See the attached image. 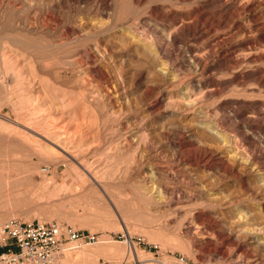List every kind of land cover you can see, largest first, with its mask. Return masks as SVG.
<instances>
[{"label":"rangeland","instance_id":"rangeland-1","mask_svg":"<svg viewBox=\"0 0 264 264\" xmlns=\"http://www.w3.org/2000/svg\"><path fill=\"white\" fill-rule=\"evenodd\" d=\"M87 1L89 5L95 1L101 3V0ZM247 1L252 0H240L238 6H242ZM42 2L46 3L44 0ZM109 2V5L101 4L102 14L109 15L108 19L103 18L105 24L110 27L117 22L118 27L121 25L120 28H123L132 25L134 19L135 25L131 26L133 27L131 30L133 33H138L137 35L140 34L142 39L146 38L145 42H149H146L148 46L145 44L136 47L129 44L130 35L119 36L114 28L108 29L105 35H91L94 32L90 30L89 37L75 41L72 39V43L69 42L60 48L63 50L53 47L44 50L34 58L37 61L34 63V59L25 58L22 51L33 52L32 49L37 48L38 43L53 39L56 35H53L54 32L49 31L50 35L48 33L45 35L42 32L33 33L20 28L17 29L14 38L15 44L5 42L11 50L7 51L5 57H8V64L7 59L4 60L0 53V164L1 160L5 162L7 169L3 170V173L8 172L9 176L4 175L0 178V220L11 217L23 220H56L68 223L76 229L98 234L99 242L66 250L59 264H64L62 261L65 255L66 257L77 255L80 248L94 252L105 243L113 246V255L96 252V257L92 256V259L78 263L140 264L138 259H152L154 262L158 260L164 264H255L254 260L247 261L241 258L240 250L234 245L224 243L216 248L211 245L214 249L209 250L195 240V235L188 230L186 220L189 216L187 217L186 213L190 210L202 209L217 214L216 206L212 208L211 205L203 204L205 202H202L203 194L200 188L196 190L186 182L181 184L175 172L173 177L164 180L175 186L177 190L193 192V196L189 194L182 197L188 202L182 211L177 212L174 209L176 200L173 199L168 203L149 202L144 190L137 183L139 174L150 165L148 162L156 159L155 153L159 152L162 157L159 156V159L164 161L173 157L171 140H180L185 135L187 138L195 136L201 140V143H208L212 140L209 131L201 135L193 134L194 130L199 131L200 125L211 119H219L224 114L229 115L233 108H242L251 102H257L264 109V87H258L255 78L257 73H264V41H259L263 32H252L254 35L251 38L244 37L246 40L259 41L253 49L256 53L254 54L256 61L252 63L247 61V50L242 48L246 40L238 35L234 37L233 48L237 50L236 53L240 52L242 55L240 64L216 74L222 82L220 92L200 95L193 86L195 81L193 72L184 64L188 63L187 51L194 37L191 31L192 23L190 24L189 21L204 0H141L139 2L110 0ZM53 3L54 7L48 10L51 17L56 19L51 20V17L33 19L32 22L36 20L34 22H37L38 28L56 26L55 28L61 31L65 23L68 25L72 22L78 9L75 7L80 8L83 5L80 2L79 4L78 0H54ZM254 5L252 4V7ZM243 6L246 9V6ZM244 8H241L242 12H236L232 20L243 24L246 30L253 14L264 10V0L255 11ZM81 9H85V5ZM172 13L177 16V21L167 19ZM24 14L25 12L22 16H25ZM165 14L168 15L167 18ZM174 27L175 31H173ZM171 30L176 35L165 38ZM86 38L89 39L85 41ZM92 39H97L108 48L104 61L99 64L98 75L102 77L96 76L97 74H87V69L76 71V62L80 58L78 51L84 45L82 40L86 44V42L91 43ZM210 41L209 38L202 41L200 52ZM64 50L66 52L68 50V53L72 52L68 54ZM108 55L112 56V60L106 59ZM74 56L77 58L75 59ZM215 60L217 61L218 58ZM159 65L170 72L160 73ZM253 70L258 72L246 78L243 86L238 84L240 78L234 75L250 74L254 72ZM172 74L178 75L174 81H171ZM105 83L117 85L116 88L121 91L123 97L122 103L118 105L115 102L118 98H108V92L105 93L100 86ZM201 109L204 114L200 113ZM111 110L116 112L113 113L114 111ZM123 124H127L125 126L129 131ZM228 128L234 129L233 123L229 122ZM124 131L127 132L124 134ZM130 132L132 135L129 134ZM260 132L264 135L263 128ZM260 132L257 130L252 134L259 136ZM128 134L134 137V141L130 142L126 139L129 137ZM191 134L193 136L189 137ZM68 152L75 154V157L69 156ZM231 164L234 165H232L234 172L237 171L238 176L235 172L234 177L231 175L222 177L221 183H228V191H231L232 196L235 194L240 196L239 192L243 191L244 194L240 192L241 197L242 195L244 197L242 202L247 201L251 206L256 205L263 194L259 191L256 195L259 188L256 186L258 180L254 175L255 172H249L247 168L239 169L234 161ZM45 165L50 167L48 174L40 170ZM72 166H76V169ZM77 171L82 172L85 178H81ZM183 171L186 172L185 170L181 172ZM241 171L244 172L240 174ZM7 181L9 185L6 184ZM243 184L249 186L255 194H251L253 192L249 189L244 190ZM217 188L212 187L214 190ZM259 195L262 197L260 198ZM229 217L231 218V214L226 212L222 221H229ZM261 219L256 218L254 222L264 220ZM259 224V226L264 225ZM204 225L210 226L207 221ZM248 225L246 223L241 227L228 224L224 232L230 229L228 232L233 236L237 233L242 234L241 246L245 245L249 248V253L251 255L253 253V257L262 261L259 264H264V251L254 242H250L251 234L247 229H250L251 225ZM261 232L259 231L256 237L263 236ZM101 240L107 242L101 243ZM70 244L74 245L73 242ZM133 247L140 253L138 258L133 254ZM220 247L225 251V256L218 253ZM155 264L160 263L155 262Z\"/></svg>","mask_w":264,"mask_h":264},{"label":"bare ground","instance_id":"bare-ground-1","mask_svg":"<svg viewBox=\"0 0 264 264\" xmlns=\"http://www.w3.org/2000/svg\"><path fill=\"white\" fill-rule=\"evenodd\" d=\"M15 1L14 0L13 1L12 0H0V53L4 58L6 57L7 51L11 50L9 45L5 44V42L9 41L10 43L15 44L16 42L14 38L16 36L17 29H20V28L25 29L28 32H33V33L42 32L43 34L46 35L47 33L49 34V31H52V33L54 32L53 35L56 34L53 37V39H48L49 42L43 41L41 43H38V47L32 49L33 52L22 51L23 54H25L26 56V57L24 56L25 58L31 57L33 59L36 56H39V54L46 49H50L52 47L55 49H60L62 46H65L69 42L72 43L73 42L72 39H74L75 41V39L79 40V39H84V37L86 36L89 37L91 31L94 32V34L92 33L91 35H97V34L105 35L108 29L110 28L112 29L114 28L115 30H117V33H118L117 35L119 36L123 37L124 35L125 36L130 35L128 36V39L130 38L129 44H133L136 47L145 46V44L149 43L147 41H146L147 43L145 42L146 38L142 39L139 36L140 34L137 35L138 33H133V31L131 30L133 29L135 25L134 19L132 21L133 27H131L132 25H127L129 22L128 23L126 22L127 26L124 25L125 27L123 28H120L121 25L118 27L117 22L112 24L110 27H108L109 25L105 24V21H103V18L106 17V19H108L109 15L105 13L102 14L101 6L103 5L101 4L108 3L107 5H109L110 0H101V3H98L95 1L93 4H90V5L88 4L87 0H78V3L80 2L81 4H83L82 7L80 8L75 7L78 9L76 10L77 13L76 15H74L73 20H71L72 22L68 25H66L65 23V27L63 26L64 28L62 27L63 29H60L61 31L56 29L55 28L56 26L51 27V28L46 26L48 27V29L46 27L44 29L43 27H41L40 29L36 26L37 22L36 23L34 22L36 20L32 22V20L37 17L43 18V19H46L47 17H51L52 15L49 13L48 9H52L54 7V3H53L54 0H44L46 1V3L42 2L43 0H33L32 2H30V0H21V2L18 0L19 1L18 3H16ZM139 1L141 0H135V2H139ZM239 2L240 0H208V1L204 0V2L199 4V6L197 7L192 20L189 21L190 24L192 23L191 31L193 32L192 35H194V37L187 51L188 57H189L187 58L189 59L188 63L184 65H187L188 66L187 69L193 72V76H194L193 79L195 80L193 86L195 87V90L197 91V93H199L200 95H205V94L210 95V94H216L220 92L222 89V82L219 79V77H216V74L220 73L221 71L228 70L229 68H235L236 66L240 64L242 55L240 54V52L236 53L237 50L233 48L234 46L232 44H233L234 37L236 38V36L238 35L240 36L241 39H243L244 37L251 38V36L254 35V34L252 35V32H257V33L263 32L260 35L259 41H264V10L257 11L253 14V17H251L250 19L251 23L246 30L244 29L243 24H239L238 22L232 20V17L236 12L237 13L242 12L241 8L242 7L244 8L243 5L246 6V9L244 8V10L248 9V10L255 11L257 7H260L263 4V0L247 1L245 4H242V6H238V4H240ZM87 4L89 5V7L87 6ZM252 4H255V5L252 7ZM84 5H85V9H81L83 8ZM104 10L106 9L104 8ZM23 12H25L24 14L25 16H22ZM109 12H111V10ZM164 16L166 17L168 15L165 14ZM176 17L177 16H175V14L172 13L170 17L168 18L166 17V18L169 19L170 21H174L178 19ZM52 18L53 17H51V20ZM161 18H164V17H161ZM53 19H56V18H53ZM189 22L187 21V24ZM107 23H110V22L107 21ZM59 24L60 23H58V25ZM129 24H131V22ZM50 25L54 26V24H50ZM87 26H88V29H86ZM38 29H40V31ZM173 31H175V27ZM174 33L171 30V32L168 34V36H165V38L166 37L172 38L174 35H176ZM211 36H213V38H211ZM91 38H93V36ZM205 38H209L211 41L206 45L204 50L200 52L202 50L200 46L202 44V41ZM88 39L86 38L85 41ZM97 39L96 40L92 39L93 41L91 43L86 42V44L84 43L85 41L82 40V43L84 45L81 46L82 45L81 44L80 46L83 48L80 51H78V56L80 58H78L79 61L76 62L77 72L78 70L80 72V71H85V69H87V74H90V75L97 74L96 76L100 75V74L98 75V73L100 72L99 64L101 63V61H104L105 55H107L106 52L108 48L106 47L107 45L102 44L100 41H97ZM259 41L255 42L254 40L247 39L243 43L242 48L247 50L246 56H247L248 62L252 63L256 61V56H254V54L256 53L253 52V49L255 48V45ZM148 45L149 44H147L146 46ZM27 47H30V46H27ZM150 49H151V46H150ZM60 50H63V49H60ZM157 50L160 51V49H157ZM148 51L150 50L148 49ZM64 52L66 51L64 50ZM155 52L156 51H154V53ZM66 53H68V50ZM155 56L156 58L158 57L157 54ZM74 58L76 59L77 56L76 57L74 56ZM108 58L112 60L111 59L112 56L110 57L108 55L106 59ZM215 58H218V60L216 61ZM6 59H7L6 62L8 64V57L5 58L4 60ZM206 59H209V61ZM64 61L66 62V60ZM69 61L71 60L69 59ZM108 61L106 60L107 63ZM2 62L4 61L2 60ZM35 62L37 61L34 59V63ZM159 71L160 73H165V74H168V72H170V70H167V68H165L162 65L159 67ZM101 72H102V69H101ZM257 72L258 71L255 70L254 72H250V74L234 75V77L240 78L238 79L237 82H240L238 84L243 86L245 84V79L255 75ZM177 74H172L171 81H174L177 79L176 78ZM255 78L257 80L256 84L258 85V87H264V73H261V74L257 73ZM100 86H102V89L105 90V93L108 92L109 99L118 98V100L115 99V102H117V104L122 103L121 99H123V97H121V91L118 88H116L117 85L105 83L104 85L101 84ZM122 94H124V92ZM155 100L157 99L155 98ZM111 103H109V105ZM120 110L121 108L119 109V111ZM111 111H114L113 113L116 112L115 110H111ZM202 112L203 114L205 113L201 109L200 113ZM143 117H140V118H143ZM145 119L147 118L145 117ZM229 122L233 123L234 129L228 128ZM125 125L127 124H123V126ZM125 128L127 129L128 127L125 126ZM198 128H199V131L201 132H199L198 130H194L195 133L193 134L201 135V133L203 134V132L209 131L211 133V139H212L211 142L201 143L200 142L201 140L193 136V134L189 136V137L193 136L192 138H187L185 137V135H183L182 136L183 138H181L180 140H171L172 141L171 144L174 149L173 157L170 158V160L164 161V159L163 160L159 159V156L161 157V154L159 152L155 153L156 159L153 157L155 160L153 159L152 162H148L150 163V165L146 167L145 170L139 174V177H138L139 180L137 184L139 187H141L144 190V193L146 197L149 199L148 200L149 202H155V203L167 202L168 203L173 199L176 200L174 209L177 210V212L182 211V209L184 208V206H186L188 202L186 199H183L182 197L183 196L185 197L186 195L189 196V194H192L193 196V192L191 190L189 191L187 190V192H185V190L184 189L182 190L181 188H180L181 190H177L175 186L166 183V181L164 180L168 179L171 176L173 177L174 172H175L177 174V177L179 178L180 183L186 182L188 185L190 184L192 188H195L196 190L200 188L203 194V196L201 195L202 202H205L203 204H206V205L208 204L209 206L211 205V207L216 206L217 212L215 213L217 214L210 212V210L209 212L208 210L202 211V209L190 210L189 213H186L187 217L189 216L186 220L187 227H188V230L191 231L195 235L194 236L195 240L199 241L200 244H203L204 247L208 248L209 250L216 248V246H221L224 243H227L228 245H234L236 249L240 250L241 258H244L247 261L254 260L256 261L255 264L257 263L259 264L260 258L253 257L252 256L253 253L251 255L249 253V248L245 247V245L241 246L242 244L240 240H241L242 234L240 235V233H237L235 236H233V234L228 232L230 229L227 232H224V230L226 227H228V224L230 226L236 224L237 226H241V227H243V225L246 223L247 225L248 224L251 225V228L247 229V230H250V234H251L250 242H254L257 246H260L261 250L264 251V235L261 237L259 236L256 237V235L259 234L258 233L259 231L260 232L261 230L264 231V225L259 226L260 225L259 223L264 224V220L261 222H258V221L256 223L254 222L256 221L255 220L256 218H262V219L264 218V135L260 132L261 128L264 129V109L262 108L261 105H258L257 102H251V104H249L248 106H243L242 108H238V109L233 108L231 112L229 113V115L227 113V114H224L219 119H216V120L211 119V121H208L202 126L200 125ZM127 130L129 131V129ZM257 130L261 133V135L257 136V135L252 134L254 131H257ZM126 132L127 131H124V134ZM129 134H131V132ZM129 134H128L129 137H126V139L129 140L130 142L131 140L134 141V137L130 136ZM241 140H243V142H241ZM56 145L64 149L59 144H56ZM163 149L165 150V148ZM68 153H69V156L73 158L75 157L74 156L75 154H72L70 152ZM56 154L58 153L56 152ZM233 161L238 164L239 169L247 168L249 172H255L254 175H256V178L258 180V184L256 186L259 188V190L256 191L257 193L256 195H258L259 191H261L260 193L263 194V197L261 196L262 197L261 200L257 199L260 201L254 206L253 205L251 206L250 204H248L247 201H246L247 204L244 203L245 201L242 202L244 197L243 195L241 197L240 192L243 193V191H240L238 189L240 191L239 192L240 196H235L236 194L232 196L231 191H228V183L227 182L221 183L222 177H228V175H231V177L232 176L234 177L236 173L238 176V172L237 171H235L236 173L234 172V168H233L234 165L231 164L233 163ZM78 162L80 163V161ZM5 165H6L5 162L1 160L0 178H3L4 175L9 176L8 172L3 173V170L7 169ZM72 168L76 169V166H72ZM182 170H185L186 172L184 171L181 172ZM248 171H247V174H248ZM243 172L241 171L240 174ZM77 174H79L81 178H85L82 172L77 171ZM204 181L206 183H204ZM8 182L9 181H7L6 183L7 185H9ZM255 184L253 185V188ZM212 187L213 188L218 187V188L214 190L212 189ZM248 187L243 184L244 190L246 191H248V189L250 190V187L249 188ZM250 191L253 192L252 190ZM251 194H255V193L253 192ZM248 198L250 200V197ZM168 206L170 207L172 205H168ZM203 207H206V206H203ZM226 212L227 213L229 212V214H231V218L229 217L230 218L229 221L228 220L222 221V219H224V215ZM206 221L209 223L210 226L204 225L206 224ZM261 233L264 234V232H261ZM217 240H219L218 243H217ZM103 241L101 240V243H104ZM105 244L102 246L100 245L101 247L100 248L98 247L99 249H97L96 251L94 250V252L93 250L92 251L85 250V249L81 250L80 248L79 249L80 252L77 255L74 254L75 256L70 255L67 257L65 255V259L62 262H64V264H75L80 261L92 259L93 258L92 256L96 257L97 253L113 255L114 254L113 246H111L108 243L106 245ZM211 245H213L214 248H212ZM132 251L135 257L138 258L140 253L135 249ZM218 253L221 254L222 256H225V251L222 250L221 247L219 248ZM220 258H223V257H220ZM262 259L263 258H261V260ZM137 261L140 262V264H155V262L164 264V262H160L158 260H155L154 262L152 259L151 260L150 259H138Z\"/></svg>","mask_w":264,"mask_h":264},{"label":"built area","instance_id":"built-area-1","mask_svg":"<svg viewBox=\"0 0 264 264\" xmlns=\"http://www.w3.org/2000/svg\"><path fill=\"white\" fill-rule=\"evenodd\" d=\"M40 170L48 174L50 167ZM97 241V233L65 222L11 217L0 221V264H59L66 250Z\"/></svg>","mask_w":264,"mask_h":264}]
</instances>
